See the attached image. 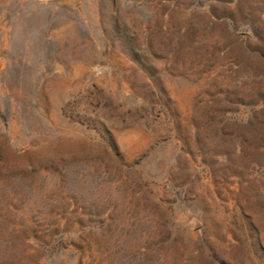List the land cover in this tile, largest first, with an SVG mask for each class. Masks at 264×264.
Returning <instances> with one entry per match:
<instances>
[{"label": "rangeland", "instance_id": "obj_1", "mask_svg": "<svg viewBox=\"0 0 264 264\" xmlns=\"http://www.w3.org/2000/svg\"><path fill=\"white\" fill-rule=\"evenodd\" d=\"M0 264H264V0H0Z\"/></svg>", "mask_w": 264, "mask_h": 264}]
</instances>
